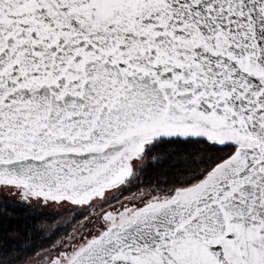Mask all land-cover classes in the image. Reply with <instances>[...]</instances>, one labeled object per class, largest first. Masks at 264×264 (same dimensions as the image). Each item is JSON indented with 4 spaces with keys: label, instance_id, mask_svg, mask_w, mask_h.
Instances as JSON below:
<instances>
[{
    "label": "snow or ice",
    "instance_id": "6c2138e0",
    "mask_svg": "<svg viewBox=\"0 0 264 264\" xmlns=\"http://www.w3.org/2000/svg\"><path fill=\"white\" fill-rule=\"evenodd\" d=\"M0 264H264V0H0Z\"/></svg>",
    "mask_w": 264,
    "mask_h": 264
}]
</instances>
